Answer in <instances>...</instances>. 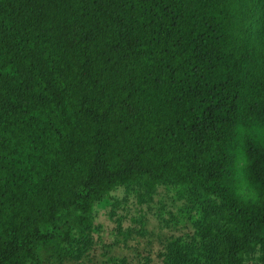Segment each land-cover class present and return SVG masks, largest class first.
<instances>
[{
  "label": "trees",
  "instance_id": "1",
  "mask_svg": "<svg viewBox=\"0 0 264 264\" xmlns=\"http://www.w3.org/2000/svg\"><path fill=\"white\" fill-rule=\"evenodd\" d=\"M162 187L160 264H264V0H0V264L81 263Z\"/></svg>",
  "mask_w": 264,
  "mask_h": 264
},
{
  "label": "rangeland",
  "instance_id": "2",
  "mask_svg": "<svg viewBox=\"0 0 264 264\" xmlns=\"http://www.w3.org/2000/svg\"><path fill=\"white\" fill-rule=\"evenodd\" d=\"M114 195L121 198L123 193L118 191ZM174 198L175 195L172 190L169 191L162 187L159 189V194L154 198L151 210L145 207L139 210L140 208L137 206L135 207L134 204H128L124 209L122 207L117 209L115 212L116 215L113 217H111L109 213L111 210V201H102L95 207V224L98 226L95 251L89 259L81 263L69 264H101V262L105 260L104 256L107 253V249L105 247L103 248L102 245H110L108 256L126 258L129 264H160V261L156 257L160 241L167 236L169 232H174V230L172 229L170 231V228H164V226L159 223L156 214L160 211V206L162 205H164L166 212L170 211L177 214V208L180 204L179 202L174 203ZM139 215L145 216L147 220L143 226L144 234L140 235L134 232L131 238L124 240L123 236L116 231V220H123V216L125 217L123 223L124 228L130 226V228L138 230L141 227ZM168 215V213L165 214L166 218ZM182 231L183 228L180 227L177 233L180 234Z\"/></svg>",
  "mask_w": 264,
  "mask_h": 264
}]
</instances>
